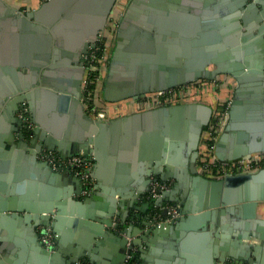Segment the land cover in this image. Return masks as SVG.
<instances>
[{"label":"water","instance_id":"obj_1","mask_svg":"<svg viewBox=\"0 0 264 264\" xmlns=\"http://www.w3.org/2000/svg\"><path fill=\"white\" fill-rule=\"evenodd\" d=\"M116 2L45 0L38 8L21 12L0 0V27L10 24L13 31H35L43 37L40 43L26 37L21 54L16 35L0 44V264H56L60 248L73 242L77 246L71 259L62 264H76L84 255L93 257L94 242L99 238L115 242L124 252L126 238L113 231L117 227L113 217L127 218L125 204L131 208L146 194L151 176L174 181L153 206L162 209L160 216L165 219L163 204L174 203L179 217L157 224L155 215L145 216L147 229L142 233L132 225L122 231L134 244H139L133 238L136 234L150 244V253L163 260L157 264H215V260L217 264L228 260L257 264L264 248V219L257 216L258 204L264 202V166L221 179L197 172L200 139L213 112L209 107L171 104L110 124L84 114L83 57L95 47ZM252 32H257L254 37ZM263 38L264 0H129L116 30L115 49L101 88L103 98L109 102L138 100L150 92L230 74L237 88L214 156L221 162H235L263 154L264 96L258 94L264 85V64L249 57L253 42ZM210 66L214 68L208 69ZM16 67L29 73L24 75ZM19 78L25 79L24 86ZM23 94L29 98L36 138L41 127L60 139L59 124L65 122L68 129L67 113L76 114L79 134L74 135V127L71 137L67 132L64 136L77 143L63 158L80 152L92 155V198L80 200L75 196L77 190L54 185L60 173L37 160L41 147L33 141L27 145L19 140L10 146L13 156L23 154V149L29 152L31 171L24 174L28 177H18L17 171L4 174L10 149L6 140L14 138L10 122ZM260 100L261 105L252 103ZM242 101L249 103L243 106ZM57 103L62 121L56 117ZM120 128L124 133L121 140L117 137ZM15 131L22 138L18 127ZM119 140L121 151H117ZM45 144L51 150L61 146ZM46 177L51 187L45 186L43 193V185L35 179ZM74 181L79 184L78 179ZM149 205L141 203L139 211L145 214ZM39 227L52 230L53 253L39 241ZM233 237L229 245L227 239ZM252 239L258 244H252ZM88 248L93 253L85 252ZM124 255L121 252L108 264H123Z\"/></svg>","mask_w":264,"mask_h":264},{"label":"crops","instance_id":"obj_2","mask_svg":"<svg viewBox=\"0 0 264 264\" xmlns=\"http://www.w3.org/2000/svg\"><path fill=\"white\" fill-rule=\"evenodd\" d=\"M4 1L7 4H9L10 6L20 10L21 12H27L29 10H34V9L38 8V6L42 2H44L45 0H4ZM128 1L129 0H117L116 4H115L113 10L111 11V14L109 15V18L107 20V24H106L107 26L104 29V31L102 32L104 35V40L107 44L106 54L108 53V51L109 52L111 51V52L109 53L110 56L108 58V61L105 62V65L100 66V69H99L101 77H100V81H99L98 86H97L99 93L97 94L96 98L99 99V100H97L98 101L97 106H99V108L101 107L100 110L105 115L106 120H104L103 122H106L108 124L115 122L117 120H121V119L126 118V117H130L133 115H140V114L146 113L148 111H155V110L159 109L160 107L171 105V104H166V105L157 106V107H146V106H142L141 102L138 103L137 100L129 99V100H124V101H119V102H109L103 98L101 88L103 86V81L106 78L109 63L111 61V57H112V54H113L114 49H115L116 30L119 26V22L122 20L125 12L127 10ZM19 32L20 31H18V29L13 31L12 25H10V24H8L7 27L1 26L0 27V44L3 42V40L5 38L16 35L17 39H18L17 43L19 44L18 45V53L21 54V53H23V48L21 47V42H23V40H26V37H29L27 39H30L33 42H38V43H40L41 39L43 38L42 34H40L39 32H35V31H29V32L26 31V32H20V33ZM256 33L257 32H254V33L252 32L253 37ZM9 40H10L9 43L11 44V38ZM251 47L253 49V52L250 54L249 57L254 58L253 62H254V60L255 61L259 60L260 62H262L264 64V38L261 39L260 41H258L257 43L253 42ZM213 68H214V66L208 67V69H213ZM16 70L18 72H24V70L21 68L16 67ZM28 73H29L28 70H26V72H24L23 74L26 75ZM61 78H64V80H67L66 79L67 77L61 76ZM68 80H73V78L70 77ZM213 80H215V82H217L216 86L214 88H212L211 90H209L206 93L207 95L201 97L200 100L193 102V103L203 104V105L209 107L212 111L215 108V106L219 103H224L226 101H229V103L231 105V102L234 99L235 90L237 88L236 81L230 74H227V73L218 74L214 77ZM210 81H212V80H210ZM20 82H21V85L24 86L22 82H25V79L19 78V83ZM29 83L30 82H28V84ZM62 83L66 85L65 81H63ZM263 83H264V81H263ZM11 85H13V83ZM180 86H182V85H180ZM261 86H262V88H261L258 95L263 97L264 96V85H261ZM4 88H6V87L4 86ZM248 95L250 96L249 93H248ZM34 98H35L34 100L36 102L37 99H36V97H34ZM23 101L28 105V107L30 109L29 98L26 95H24V99L21 102L16 104V108H19V106L21 105V103ZM247 103H249V101H247V102L242 101L241 102V104L243 106H245ZM252 103L261 105V103H263V100L256 101V102L252 101ZM230 105H229V108H230ZM82 107H83V112L87 117L96 120L94 118V116L91 115V113H89L83 105H82ZM57 108H58V103L55 106V111L57 113L56 117L62 121L63 120L62 118L64 117V115L62 113L58 112ZM8 110H9V108H8ZM7 112H9V111H7ZM45 115L47 117H49V114H45ZM75 115H76L75 113L73 115L72 114L70 115L69 113H67L66 118L68 119V121L70 120V123H71L70 126L68 127V129H67L65 122H64V124H62V123L59 124L60 127L57 128L56 131L59 132L60 139L55 138L52 133L47 132L45 129H43L41 127L38 128L37 129L38 130V137L37 138L34 137V139H33V142L35 143V145L40 146L41 150L44 149V150L54 152L57 156H60L63 158L66 154L71 152L72 148H74L73 146H75V144L77 143L75 140L69 139L71 137V134L73 133L74 127H75L74 135L77 133L79 134V129H81L79 121L77 120ZM211 117H212V115H211ZM227 120H228V115H227ZM17 121L18 120L15 117L14 121L10 122L11 127H12V130L10 133L14 136V138L12 141L10 139H8V141L6 140V145L8 147H10L11 144H13V143L15 144L19 140H21L22 142H26L27 145L32 143V140H29V142H28L24 138L22 139V138H19L17 136V131H15L16 127H18V130L20 131ZM151 121L153 122L154 120L151 119ZM13 122H14V125L12 124ZM210 122H211V118H210L208 125L210 124ZM4 123L8 124V121L4 120ZM32 123L35 125L34 122H32ZM226 124H227V121H226L225 125ZM35 127H36V125H35ZM131 128L133 129L132 125H131ZM39 129H40V132H39ZM143 130L144 129H142V131ZM222 131L218 134V137L215 141V144H216L220 134L222 133ZM20 132H23V131H20ZM66 132H67V135H69L70 137L64 136V134H66ZM204 132H205V127L203 128L201 138L203 137ZM123 135H124V133L122 132V129L120 128V130L117 133L118 139H120ZM120 140L118 142L117 151H119V150L121 151V148L119 146ZM47 142H49V143L55 142L56 144H61V146L59 148H58V146H55L56 148L52 149V150L47 149L45 147L46 146L45 143H47ZM108 142L109 143L111 142L110 135H109ZM215 144H214V146H215ZM88 148L91 149L92 145H90ZM13 149H14V146H13ZM22 151H25L26 153L24 152L25 154L23 153L21 155H19L17 153L15 156H13L11 154V147H10L8 155L5 157V162L8 163L5 165V168H7V171H8V172H4L5 175H8V174L12 175V174H14V171H17L18 177H20V178L28 177V176H25L24 174L31 171V170H28V168L30 169V166H31V164L29 163V157L30 156H29V154H27L29 152H27L26 150L23 149ZM73 154H75V153H73ZM71 155H72V153H71ZM88 156L91 157V159L93 161V167H94L95 161H94L92 155H88ZM36 158H37V156H36ZM186 158H187V160H189L190 154H188ZM37 160L39 162H41L38 158H37ZM195 165H196L197 172L201 174V169L198 165L197 160L195 162ZM161 171H163V168H161ZM53 172H55V171H53ZM55 173L57 174L60 172H55ZM74 178L75 177L72 174L60 173V177L58 176L55 179L54 185H56L57 187H62V188L63 187H69V188L71 187V188H73V191L77 190L78 194L75 196L77 198H79L80 200L92 198L91 196L94 195L93 193L91 195H88V196L82 195V186L80 184V181L78 180L79 181V184H78L74 181ZM29 179H31L30 176H29ZM151 179H159V177L158 176H151L150 180ZM23 180H26V179H23ZM35 180H36V182L39 183V185H41V184L43 185V193L46 190L45 186L51 187V185L48 183L47 177L44 178V180H40L39 178H36ZM171 181H172V185H171V187H172L174 184V181L173 180H171ZM37 189L41 190L39 188V186H37ZM34 193H36V191ZM180 194H182V191H180ZM145 196L146 195H144L141 199H137L136 202H133V205H132L133 207H131V208H130V206H127L125 204L124 208H125V211L127 212L126 214L128 216L124 221L120 220V218L118 216L113 217L114 218L113 225H115V226L117 225V227L114 228L113 231L117 232V235H120V233L123 232L122 230L127 228L129 225H132V226L139 228L141 230V233H142L144 230L147 229V225L145 224V221L143 220V218L145 216H151V215H157L158 214V216H159L158 221L162 222V217L159 214V212H161L162 209H158V210L154 209V211H153L151 205H149L148 210L146 211L145 214H142L139 211V209L141 207V203L149 202L146 200ZM165 204H174V203L167 202V203H164L163 206ZM257 216L259 218L264 219V202L258 204ZM38 230H39V228L37 229V231ZM139 236L140 235L136 234L133 237L139 243V244H136V246H137V253H136L137 264H157V261L162 262L163 260L161 257H158L156 254L150 253V250H149L150 244H149V246L146 245L147 243L140 240ZM82 238L83 237H81V236L77 237V239H80V240ZM227 240H228L227 241L228 244L231 245V243H233L232 241L234 240V237L227 239ZM111 242L112 241H110V240L109 241H103L101 238L95 240V242H94L95 247H93V248L94 249L97 248L96 252L93 253V250H90L89 248L85 250V252L88 251L89 253H93V257L90 258L89 256L84 255L80 258L79 262H85L86 264H108L109 261H112L114 258L118 257V255H121V252H122V254L125 253V251L123 252L118 245L116 247L115 242H113V243H111ZM96 243L98 244L97 247H96ZM251 243L252 244H258V241L252 239ZM76 246H77V244H75L73 242L72 244L68 245L67 247L60 248L61 253H59V257H58V259H56L55 263L56 264H62V263L68 262L71 259L72 250ZM54 249H55V240H54L53 246H52L50 251L53 253ZM263 249L264 248H262V250ZM262 250H261V253L259 255V258L256 260L257 264H261L262 259L264 258V254L262 253L263 252ZM29 252H28V255L26 257V262L29 260L28 259L29 258ZM235 262H237V261H235ZM214 263L217 264L218 260L217 261L215 260Z\"/></svg>","mask_w":264,"mask_h":264},{"label":"built area","instance_id":"obj_3","mask_svg":"<svg viewBox=\"0 0 264 264\" xmlns=\"http://www.w3.org/2000/svg\"><path fill=\"white\" fill-rule=\"evenodd\" d=\"M97 40H99V36ZM96 46L97 43L95 44V47L90 49L89 53L83 57L85 61V70L81 83V103L87 109V111H89V98L86 96L87 86L89 82L98 81L97 73L95 70L99 69V67L94 63L96 58L93 51ZM104 58L105 56L103 55V61ZM88 67H92V70H90V72L87 71ZM200 82L201 81L198 80L192 82V85L186 84L176 88H169L163 91L150 92L147 93L142 99L138 100H141V103L146 107H157L166 104L193 103L200 100L201 97L207 95L206 93L214 88L217 84L215 80L210 81L211 83L209 84ZM224 103L225 109L222 113H219L218 111H216V109H213L211 122L203 134L204 138H209L212 141L211 144L200 146V140V148L198 147L197 162L201 169V174L210 179H221L228 174L249 172L264 166V163H262L264 160V153L254 154L249 158L238 160L235 162H221L214 156L215 141L218 137V134L223 130L227 121L230 103L229 101H226ZM91 111L95 119H99L102 121L106 120L103 112L95 111L93 108L91 109ZM15 117L18 120L17 122L20 131H23L22 134L24 136V139L29 142V140H32V134L34 133L36 127L30 119L29 107L24 101L21 103L19 108H17ZM37 158L41 162L46 163L52 169V171L72 174L75 178H77L82 186L83 196L91 195L95 191V180L92 177L93 161L88 155H84L80 152L72 154L67 158H62L60 156H57L54 152L43 149L37 153ZM214 174L216 175L214 176ZM171 185V180L162 182L158 179H151L149 189L145 194L146 200L150 201L153 204L154 201L160 197L161 192L169 190L171 188ZM162 208L166 209L167 211V217L165 219H162V222L169 223L170 221L179 217L177 211L179 208L178 205L165 204ZM158 218V214L155 215V220L158 221ZM158 223L160 222L158 221L157 224ZM38 232L40 233L39 241L41 242L43 247L47 250H51L54 243V235L52 233V230L49 227H39ZM120 234L121 236L126 238L123 264H137V262L134 261L137 253L136 244L132 243V238L127 237L126 233L121 232ZM76 264L86 263L77 262ZM227 264L245 263L228 260Z\"/></svg>","mask_w":264,"mask_h":264},{"label":"trees","instance_id":"obj_4","mask_svg":"<svg viewBox=\"0 0 264 264\" xmlns=\"http://www.w3.org/2000/svg\"><path fill=\"white\" fill-rule=\"evenodd\" d=\"M106 49H107V44L105 42L104 39H102L100 41L99 44H97L96 48L93 50L94 51V55H95V64L96 66L100 67V66H103L105 65V62L103 61L102 62V65H101V62L100 60H102V57L103 55L105 56V53H106ZM98 74V73H97ZM201 82L200 83H211L210 80H200ZM203 81V82H202ZM189 85H192L189 84ZM98 86V83L97 82H89L88 86H87V93H86V96L89 98V113H91V109L94 107V106H97L98 104V101L99 99L96 98L97 95L94 94V92H96V90H98L97 88ZM138 103L141 102V100H137ZM101 108V107H100ZM99 106L97 109H100ZM216 111H218L219 113H222L225 109V103H219L215 106ZM208 126L205 127V130L207 129ZM211 140L209 138H204V136L201 138V143H200V146H206V145H209L211 144ZM200 148V147H199ZM264 163V160L263 162ZM216 174H214L215 176ZM212 178V177H211ZM151 207H152V210L154 211L155 210H158V208L154 207L153 204L151 203L150 204ZM135 256V255H134ZM134 261H136V256L134 258ZM85 263V262H84Z\"/></svg>","mask_w":264,"mask_h":264},{"label":"rangeland","instance_id":"obj_5","mask_svg":"<svg viewBox=\"0 0 264 264\" xmlns=\"http://www.w3.org/2000/svg\"><path fill=\"white\" fill-rule=\"evenodd\" d=\"M107 26V25H106ZM106 26H105V28H106ZM104 28V29H105ZM104 29L100 32V34H99V40H98V42H97V44H99L100 43V41L102 40V39H104V35H103V31H104ZM102 33V34H101ZM111 52V51H110ZM109 51H108V53L106 54L105 53V58H104V62H107L108 61V58H109V56H110V53ZM92 55H93V53H92ZM100 62H101V65H102V62H103V59L102 60H100ZM92 68V67H91ZM90 67H88L87 68V71L88 72H90V70H92ZM99 69H100V67H99ZM99 69H96L95 71H96V73H98L97 74V77H98V81H97V83H99V81H100V70ZM94 72V71H93ZM99 93V91L98 90H96V92H94V94L95 95H97ZM142 106H144V104H141ZM98 108V106H94L93 107V109L95 110V111H99V112H102L100 109H97ZM91 115H93L92 113H91Z\"/></svg>","mask_w":264,"mask_h":264},{"label":"flooded vegetation","instance_id":"obj_6","mask_svg":"<svg viewBox=\"0 0 264 264\" xmlns=\"http://www.w3.org/2000/svg\"><path fill=\"white\" fill-rule=\"evenodd\" d=\"M259 9L262 10V6H259ZM99 34H100V32H99ZM97 41H98V40H97ZM97 41H95V44L97 43ZM32 89H33V88H32ZM23 95H24V94H23ZM32 135H33V137H32V141H33V139H34V137H35V134L33 133ZM22 138H24V136H22ZM158 180H159V179H158ZM145 198H146V196H145ZM149 202H150V201H149ZM150 204H151V202H150ZM214 228H216V230H217L218 225L215 224ZM231 261H232V260H231Z\"/></svg>","mask_w":264,"mask_h":264}]
</instances>
